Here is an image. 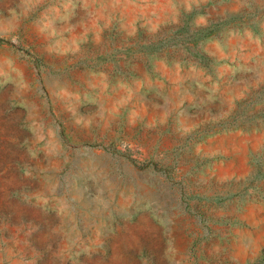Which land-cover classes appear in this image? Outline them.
Segmentation results:
<instances>
[{"label":"rangeland","instance_id":"obj_1","mask_svg":"<svg viewBox=\"0 0 264 264\" xmlns=\"http://www.w3.org/2000/svg\"><path fill=\"white\" fill-rule=\"evenodd\" d=\"M0 264H264V0H0Z\"/></svg>","mask_w":264,"mask_h":264}]
</instances>
